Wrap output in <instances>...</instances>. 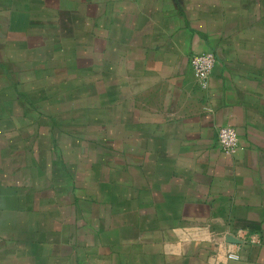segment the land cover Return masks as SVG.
I'll use <instances>...</instances> for the list:
<instances>
[{"label":"crops","instance_id":"crops-1","mask_svg":"<svg viewBox=\"0 0 264 264\" xmlns=\"http://www.w3.org/2000/svg\"><path fill=\"white\" fill-rule=\"evenodd\" d=\"M0 264H264V0H0Z\"/></svg>","mask_w":264,"mask_h":264},{"label":"built area","instance_id":"built-area-1","mask_svg":"<svg viewBox=\"0 0 264 264\" xmlns=\"http://www.w3.org/2000/svg\"><path fill=\"white\" fill-rule=\"evenodd\" d=\"M215 65V56L212 53L194 55L190 59L192 74L197 83L206 87L208 79ZM217 144L226 154H234L238 149V138L236 132L231 127H222L217 134ZM235 239L237 242L229 244L227 258L236 261L239 259L238 244H253L257 242L255 235L246 231H237Z\"/></svg>","mask_w":264,"mask_h":264}]
</instances>
